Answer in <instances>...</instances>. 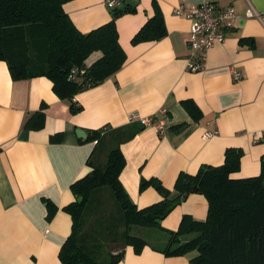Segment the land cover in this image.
I'll list each match as a JSON object with an SVG mask.
<instances>
[{"label": "crops", "instance_id": "obj_1", "mask_svg": "<svg viewBox=\"0 0 264 264\" xmlns=\"http://www.w3.org/2000/svg\"><path fill=\"white\" fill-rule=\"evenodd\" d=\"M109 1L72 0L63 11L86 34L110 21ZM131 1L135 12L116 20L125 62L113 76L74 96L81 108L76 114H71L68 100L54 94L49 79L14 81L0 60V264H61L58 254L72 231V218L63 209L76 200L71 185L91 171L88 160L96 142L84 140L89 131L104 127L139 129L130 121L131 113L157 121L119 146L124 167L118 179L139 210L163 199L152 186L141 191L142 180L159 181L170 191L169 199H175L180 173L195 175L202 166L223 165L227 149L242 152L232 179L261 173L264 0H207L217 8L232 7L237 19L235 28L206 52L203 68L194 73L187 70L191 23L174 9L180 4L197 6L202 0H156L166 36L136 45L131 40L154 9L152 0ZM249 11L257 16L247 17ZM100 57L99 52L91 54L86 67ZM233 71L240 73V80L234 79ZM184 102L192 103V114ZM42 106L43 127L25 129V122ZM77 129L86 133L85 139L76 136ZM44 199L56 207L50 220ZM207 211L206 199L190 194L161 221V229L177 231L184 215L204 221ZM161 229L132 227V235L147 245L139 254L124 247L118 264H189L195 252L166 257L157 251L167 241Z\"/></svg>", "mask_w": 264, "mask_h": 264}, {"label": "trees", "instance_id": "obj_2", "mask_svg": "<svg viewBox=\"0 0 264 264\" xmlns=\"http://www.w3.org/2000/svg\"><path fill=\"white\" fill-rule=\"evenodd\" d=\"M70 1L0 0V60L7 64L14 81L49 79L54 94L68 100L71 114H76L81 108L73 102L74 96L101 84L123 66L126 55L118 42L116 20L134 13L135 4L118 0L119 6L110 10L109 22L83 34L63 11V5ZM152 5L154 15L133 36V45L156 42L166 36L156 0H152ZM94 52L101 53V57L86 67L85 61ZM73 68L83 69L84 74L69 79ZM183 105L192 114V103ZM43 107L25 122V129L43 127ZM139 129L104 127L88 132L84 142H96L88 160L91 171L71 185L76 200L63 210L72 218V231L59 251L60 263L118 264L126 246L139 254L147 243L130 234L132 227L161 229V221L187 196L200 194L208 204L206 219L196 221L184 215L177 231L161 229L167 241L157 251L166 257L195 252L189 264H264V156L258 176L232 179L230 175L240 168L242 152L227 149L223 165L202 166L195 175L180 173L174 184L178 196L172 200L170 191L159 181L142 180L141 191L152 186L163 199L139 210L118 179L124 167L119 146ZM104 152L105 160L100 163ZM106 191L113 200V215L99 219L95 227L85 228L86 220L101 208ZM43 203L50 220L56 207L46 199ZM111 242L120 245L115 254L110 250Z\"/></svg>", "mask_w": 264, "mask_h": 264}, {"label": "built area", "instance_id": "obj_3", "mask_svg": "<svg viewBox=\"0 0 264 264\" xmlns=\"http://www.w3.org/2000/svg\"><path fill=\"white\" fill-rule=\"evenodd\" d=\"M109 8L119 6L118 0H110L107 3ZM177 16L185 17L190 21V30L188 35L189 56L187 70L189 72H198L203 68L206 52L216 44L224 41V33L235 28L237 15L232 7L217 8L213 3L202 0L197 6L178 5L174 9ZM257 16L249 11L247 17ZM84 74L83 69L73 68L69 79L74 80L78 75ZM235 80H240V73L233 71ZM161 113H166L162 110ZM131 122H137L143 127L154 125L157 121L154 117H141L137 113H131L129 116ZM158 128H162L158 123ZM208 134L203 136L207 139Z\"/></svg>", "mask_w": 264, "mask_h": 264}, {"label": "rangeland", "instance_id": "obj_4", "mask_svg": "<svg viewBox=\"0 0 264 264\" xmlns=\"http://www.w3.org/2000/svg\"><path fill=\"white\" fill-rule=\"evenodd\" d=\"M105 156H106V152L102 153V155L99 157L100 163L104 162ZM102 200H103V203L101 205V208L99 209V211L95 212V214H93L90 219L86 220L85 228L90 229V227H95L97 226L99 219H103V218L109 219V216L113 215L114 213V210L112 207L113 200L107 191L103 192ZM111 223H113V221H111ZM130 233L133 234L134 232L131 231ZM104 247H105L104 249L107 251L108 248H106V246ZM109 247H110V250H114V249H118L120 245L111 242L109 243Z\"/></svg>", "mask_w": 264, "mask_h": 264}, {"label": "water", "instance_id": "obj_5", "mask_svg": "<svg viewBox=\"0 0 264 264\" xmlns=\"http://www.w3.org/2000/svg\"><path fill=\"white\" fill-rule=\"evenodd\" d=\"M75 133H76V136L78 138H80V139H85L86 138V133L83 130H81V129H77ZM77 201L80 202L81 199H78Z\"/></svg>", "mask_w": 264, "mask_h": 264}]
</instances>
